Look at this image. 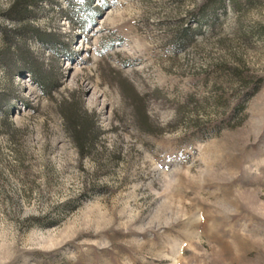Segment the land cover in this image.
I'll return each mask as SVG.
<instances>
[{"label": "rangeland", "instance_id": "obj_1", "mask_svg": "<svg viewBox=\"0 0 264 264\" xmlns=\"http://www.w3.org/2000/svg\"><path fill=\"white\" fill-rule=\"evenodd\" d=\"M0 264H264V0H0Z\"/></svg>", "mask_w": 264, "mask_h": 264}, {"label": "trees", "instance_id": "obj_2", "mask_svg": "<svg viewBox=\"0 0 264 264\" xmlns=\"http://www.w3.org/2000/svg\"><path fill=\"white\" fill-rule=\"evenodd\" d=\"M201 18V17H200ZM186 32V31H185ZM185 37H187V34L186 33H184V40H185ZM67 118V120L70 122L71 121V119L67 116L66 117ZM72 125H73V127H78L79 126V124L77 123V121H75L74 120V118H73V122L71 121L70 122ZM72 127V126H71ZM73 137H75V139H77L78 140V137H77V133H76V131H75V128H73ZM81 150H80V152L81 153H83L82 151V148H80Z\"/></svg>", "mask_w": 264, "mask_h": 264}]
</instances>
